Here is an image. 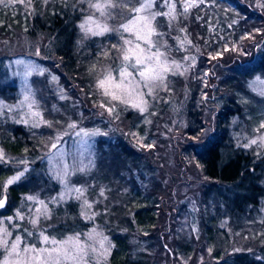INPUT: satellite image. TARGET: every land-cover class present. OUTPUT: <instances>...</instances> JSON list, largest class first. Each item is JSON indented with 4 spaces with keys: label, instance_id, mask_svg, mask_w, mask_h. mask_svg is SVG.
I'll list each match as a JSON object with an SVG mask.
<instances>
[{
    "label": "trees",
    "instance_id": "16d2710c",
    "mask_svg": "<svg viewBox=\"0 0 264 264\" xmlns=\"http://www.w3.org/2000/svg\"><path fill=\"white\" fill-rule=\"evenodd\" d=\"M114 2L117 7L108 13L117 29L120 16H129L128 8L139 5L133 0L128 8H122L120 0ZM162 2L156 0L153 11H167V7L161 8ZM170 2L176 4L177 18L169 27L166 17L157 16L156 30L165 33L160 42L168 45L161 51L169 61L174 59L182 65L183 75L169 72L166 90L158 87L148 110L155 127L170 129L180 124L176 118L181 115L187 121L186 134L202 136L193 147L191 160L206 180L200 189L204 205L196 214L198 219L201 215L200 228L213 260L206 258L200 264H264V147L259 146L258 139L264 136L260 127L264 96L259 94L257 84L264 81V7L259 6L264 0H197L199 6L190 8L187 16L180 14L181 0ZM93 13L95 9L89 8L88 0H5L0 4V98L12 101L19 96V81L9 63L26 54L12 55L8 51L28 42L35 51L40 48L46 56L41 60L48 62H39L48 70L34 81L41 87L42 78L51 83L44 94L41 88L51 121L61 119L60 123L69 126L93 110L114 108L112 113L107 111V119L90 116V123L100 125L102 130L96 141L97 163L93 171L81 174L79 181L73 177L76 186L86 187V197L56 206L51 200L60 191L59 184L47 170L44 145L36 141L31 126L4 122L1 116L4 160L0 161V198L7 192L8 204H23V210L27 197L38 193V198L48 202L50 214L41 228L52 236L78 234L90 227L103 231L112 247L98 264H155L137 256L135 250L153 241L149 235L171 219L184 198L167 187L166 178L160 181L154 157L125 139L119 118L131 122L135 111L124 114V107L111 105L97 88L102 68L114 70L120 59L116 51L106 57L101 52L107 39L113 42L110 35L85 36L81 31L79 25ZM177 37L191 43L180 48ZM226 47L230 50L224 51ZM220 52L223 55L217 56ZM185 57H195L194 63ZM136 113L143 117V113ZM114 117L117 125L113 124ZM251 139H257V145L244 147ZM168 147L163 148L165 152H170ZM184 157L180 154L182 162ZM165 158L161 155L162 160ZM22 159L28 164H19ZM24 167L30 169L25 177L6 188L7 180ZM85 200L92 205L89 212L83 211ZM191 216L195 218L194 213ZM155 238L162 246L160 235ZM190 246L185 243L182 250L176 248L175 264H183L180 258L188 255L185 252ZM89 264H97V260Z\"/></svg>",
    "mask_w": 264,
    "mask_h": 264
},
{
    "label": "rangeland",
    "instance_id": "374dc122",
    "mask_svg": "<svg viewBox=\"0 0 264 264\" xmlns=\"http://www.w3.org/2000/svg\"><path fill=\"white\" fill-rule=\"evenodd\" d=\"M100 2H104V0L103 1L100 0ZM108 10L106 11L108 12ZM91 16L94 21H98L101 24L106 23L108 27L111 29V31H109L105 35L107 36L110 35V39L114 38L112 40L113 42L107 39L105 44L101 46L102 47L101 52L106 57L107 55H110V53H112L113 51H116L120 59L119 62L120 64L121 54H122L121 46L123 45V41L120 39V35L116 30L120 28L122 24L127 23L129 16H125L123 14L122 16H120L119 18L120 21L118 23L117 29H114L112 26L113 22H111L110 13L109 16H101L100 12L95 9V13L91 14ZM155 21H153V25L156 28ZM92 26L94 27L95 25L93 24ZM123 36L124 39H128L133 42V44L128 45L129 47L134 45L135 36L133 35V33L124 32ZM152 40L156 42L155 36L152 37ZM27 43L28 42H22L21 44H19L20 48L14 47L11 48L10 51H8L12 55L25 53L26 56H16L14 60L9 63L10 67H12L13 69L15 68L13 70V75H15L18 78L20 87H18L19 96L15 100L9 101V99L0 98V101H2L3 104L12 106V111H8L6 108L0 111V117L3 116L4 119H2V121L4 122L10 123L14 121L18 122L21 121L22 119H28V117L24 116V113L28 111L26 107L25 108L15 107V105L19 104L20 101L23 99L24 77L22 75V72L24 70L25 64L35 63L45 71L48 70L47 68H45L46 67L45 65L39 63V62L48 63L47 61L41 60V59L45 60L46 58L45 54L42 53V50L38 48L35 51V49L30 45L28 46ZM113 44H116L117 48H112L111 46ZM153 51H155V49H153ZM21 61H23L24 64L19 63ZM103 69H109V67L102 68V70ZM102 70L98 75L99 78H102ZM34 75L30 77V83H31V87L35 92V99L37 101V105L33 107L32 111L39 112L40 117L29 119L28 123H24V124L29 125L31 126L32 129H34V133H35L34 135L37 136V138H35L36 141H40L44 145L45 148L44 151H46L47 153L46 167L50 175H52L53 179H56L54 176V172L56 170H59L61 165L67 164L71 172L73 167L78 166L81 162L87 165L89 162L88 158L89 157L91 158L93 166H91L90 168H86L84 172L75 171L73 174L65 178L70 187L81 188L83 190L80 198L84 199L86 197V187H83L84 185L76 186L73 183V177L77 182L80 180L81 174L87 175L88 173L94 170L97 163L95 155H96V141L98 135L91 137L90 139H87L85 142L81 139V137L75 135V133L80 131L81 129L85 131L99 130V132L101 133L102 130L100 129V125L95 126L96 124L90 123V121L92 120L90 116L102 120V119H107L108 113L107 111L104 110L101 112H98L97 110H93L91 113L84 115L85 119H82L77 124L75 123L77 125L76 129H71L68 127L67 124L60 123L59 121H61V119L57 120V122L54 123L53 121H51V113L48 112V106L44 104L43 98L41 97V88L44 94V92L48 91V87L50 86L51 83L48 84L46 79L42 78V83H44V85H42L41 87L39 82L34 81L35 77H37L36 74ZM113 75H116L115 71H113ZM56 80L59 81V78H57ZM257 84L258 87L261 88V91L264 90V84L260 82H258ZM60 85L62 88H65L66 84L64 82L62 84L61 81ZM59 86L57 88H59ZM158 89L159 88L157 87L153 90L154 98L156 95H158V91H157ZM105 98L110 101L111 105H116V107L118 106L124 107L122 110L124 114H126L127 111L129 112L131 109L135 111L132 114L134 116H132L131 122L127 121L125 117L119 118L120 121L118 126L121 127L122 131H124L123 133L125 139L128 142H130L135 149L137 148L152 155L155 159V164L157 165L156 167L158 168L157 176L159 177L160 181L166 178L167 187L170 189L173 188L174 192L178 194L180 193V198H184L183 202L181 203V206L179 205L180 207L178 208V210L172 213L171 219L168 222H165L163 225H161L159 231H155L154 233L152 232V234L149 235V237L153 241H147L144 245H141L140 247L137 246L135 250L137 256L143 257L145 259H150L155 264H175L173 259L178 257L176 248L182 250L181 246L185 243H189L191 244V246L188 252L187 251L185 252L188 255L181 256L180 258L183 264H191V263L200 264L203 263V261L206 258L208 261H212L213 259L211 255V249L206 248L205 246L206 241L203 236V231L200 228L199 219L201 218V215L198 219L196 214L201 210V208L204 205L205 200L202 198L200 191L202 190L201 185L203 184V182L206 183V180H204L205 178L199 166L193 160H191L192 153L194 152L193 147H195L198 142L202 141L201 140L202 136H200L199 138L198 137L193 138L191 136H188L185 132V126L187 125V121L181 115H178L179 119L176 118V121H181L180 124L174 126L171 125L170 129H164V126H161L160 128L159 125L155 127L153 126L154 125L153 119L151 118L152 115L150 114L151 111L148 110L147 112L143 113V117H137L136 111L138 110L131 107L130 104L121 103L119 100H111V98L108 96H105ZM154 98L145 96V99L148 100V109H152L151 101H153ZM124 99L134 100V97L125 96ZM166 115H169V112H167ZM116 119L117 118L114 117L115 123L113 124L115 125H117ZM33 122L39 123V126L33 127L32 126ZM49 124L51 126H49ZM6 129L7 126L2 131H5ZM53 144L56 145L55 148L52 147ZM144 145H151V147H145ZM168 145H169L168 150L170 152H165L163 148H166ZM0 150H2L1 146H0ZM2 152L4 154L3 150ZM60 153L64 154L63 157L60 156ZM180 154H181V158L184 157L183 154L185 155L183 162L180 160ZM161 155H166V158L162 160ZM171 178H174V182L171 181ZM57 182L59 184L60 191L57 193L56 196L57 202L53 204L56 206L57 204L60 205V204L68 203L70 201H74L75 194L67 197L64 200L59 199L60 193L63 191L64 186L62 183H60V181L57 180ZM189 183H191L190 187L188 186ZM7 186L8 184L5 187L7 188ZM4 195L8 197V203H9L10 201H9L8 193L7 192L4 193L1 196V198ZM31 196L38 197L39 195L38 193L37 194L32 193ZM38 199L42 200L40 198ZM27 202L28 204L25 203L26 207L27 206L30 207L28 210L26 209V207L23 208V210L20 209L23 206V204H17V205L8 204L7 207H5V209H0L1 210L0 220H3V223H0V228H7L8 231L12 233V236L10 238V243L12 239H14L17 235H20L22 241L28 245L34 244L37 248L47 247V245L43 244V242L40 241L38 238V233L40 231H43L44 234L49 236L50 239L55 238L57 241H63L67 237L75 238L77 235H79V243L85 245V251H86L85 259L82 262V264H89L93 260H97L98 262L103 261L108 257L109 253L106 256H99V252L101 251L100 240L103 237H107V235L103 231H101L96 227H90L88 230L80 231V233L78 234L77 233L65 234L62 237L49 235L44 229H42L44 228L43 223L45 222V220H47V218H45L44 215H39L38 223L36 225H33L32 223L29 222V217L32 218L37 217V213H36L37 208H40L41 213L45 211L43 206L28 199ZM45 203L48 206V218H49L50 216L49 204L46 200ZM83 211L89 212L88 207L84 206ZM17 212H19L20 215L24 217L23 220H19L17 218L16 216ZM193 213L195 214L194 219H192L191 216V214ZM8 217H12V220L9 221L7 219ZM13 224L16 225L15 228L12 227ZM230 228L232 227L230 226ZM93 229H95V233L92 234V239L89 240L87 234L92 233ZM28 233H31L32 235H28ZM158 234L161 237L162 246L158 241L157 242L155 241L156 239L155 236ZM74 242L75 239L73 240L72 243ZM108 242H109V238L108 241L105 242V247H108ZM89 246L95 247L97 251L93 253ZM179 255H181V253H179Z\"/></svg>",
    "mask_w": 264,
    "mask_h": 264
},
{
    "label": "snow or ice",
    "instance_id": "6c2138e0",
    "mask_svg": "<svg viewBox=\"0 0 264 264\" xmlns=\"http://www.w3.org/2000/svg\"><path fill=\"white\" fill-rule=\"evenodd\" d=\"M23 2V0H21ZM139 6H133L128 8L130 4H133V0H120V6L122 8H128L129 18L127 23H124L116 31L120 35V39L123 41L122 54H121V63L117 67L112 69H103L102 78L97 79V88L103 91L104 96H108L111 100H119L121 103L130 104L131 107L137 109L141 113L148 111V100L145 99V96L153 97V90L157 87L164 88L166 90V75L171 72L173 75L180 74L183 75V72L180 71L182 65L176 62L174 59L169 61L166 53L161 51L162 48L167 49L168 45L166 42H160L164 37L165 33L157 32L156 28L153 25L157 16H164L167 18L169 27H172V22L176 20V4L175 2H170V0H163L161 8L167 7V11H153L155 7L156 0H135ZM200 3H203L204 0H199ZM5 0H0V4H4ZM183 12L181 15L187 16L188 10L192 7H198L197 0H181ZM89 8H94L100 12L101 16H109V13L106 11L108 9H114L117 7V4L114 0H96L95 3L92 0H88ZM264 7V5H259ZM199 19V17H198ZM95 25L94 27L92 25ZM231 26V25H230ZM81 31L85 33V36H103L111 29L106 23L101 24L98 21H94L92 16L89 15L88 18L79 25ZM180 31H185V29H180ZM131 32L135 36V43L133 46L129 47L128 45L133 44L132 41L124 39L123 33ZM157 36L160 40L154 42L152 40L153 36ZM178 40V45L180 48H183L185 43L190 44L191 41L187 40ZM112 48H117L116 44L111 46ZM155 49V51H153ZM227 47L224 51H229ZM223 53H217V56H222ZM217 56H213L212 59H216ZM185 59H191L194 63L195 57H185ZM24 64L23 61L19 62ZM95 65H93V68ZM92 69H90L91 71ZM188 69L185 68L184 71ZM44 69L40 68L35 63H27L24 66L22 75L24 77V87H23V99L19 104L15 105L16 108H27L28 111L24 113V116L28 119H22L18 122L28 123L29 119L40 117V113L37 111H32L33 107L37 105L35 99V92L31 87L30 77L34 74L43 75ZM115 71L116 75H113ZM53 80L57 79L52 77ZM259 81V77L257 78ZM264 84V81H260ZM261 96H264V90L259 93ZM125 96L134 97V100L124 99ZM63 98V97H62ZM105 107L104 104L100 105ZM12 111V106L3 104L0 101V111L3 109ZM107 111L112 113L114 111L113 107H107ZM33 127H38L39 123L33 122ZM49 126H51L49 124ZM71 129H76L77 125L75 123L69 124L68 126ZM261 128H264V123L260 124ZM259 129H257L258 131ZM208 131V130H203ZM102 133L99 130L85 131L81 129L76 132L75 135L81 137L83 141L86 142L87 139L100 135ZM260 141L259 146L264 147V136L258 138ZM257 139H251L244 147H251L252 145H257ZM145 147H151V145H144ZM53 148L56 147L55 144L52 145ZM55 155V154H53ZM63 153H60V156L63 157ZM89 162L85 165L81 162L78 166H74L70 172L69 166L67 164L61 165L59 170L54 172L55 178L63 184L64 189L60 193L59 199L64 200L69 196L74 195L75 199H80L82 195L81 188L70 187L66 181V177L73 174L75 171L84 172L86 168H90L92 165L91 158L89 157ZM4 160V154L0 150V161ZM22 165H27L28 161L20 160L18 162ZM30 169L24 167L14 174L10 179L7 180V184L11 185L14 182L21 180L25 177V174L29 172ZM3 187V185H0ZM104 195L103 191L100 193ZM28 200L34 201L39 205L43 206L44 212H40V208L36 209L37 217H29V222L33 225L38 223L39 215H44L45 218H48V206L44 200H39L37 196H28ZM7 198L0 199V209L5 207ZM57 198H53L51 203H56ZM83 206L91 208L92 205L88 203L87 200L83 201ZM16 216L19 220H23L24 217L20 215L19 212L16 213ZM91 219L92 217H86ZM9 221L12 220V217L7 218ZM0 223H3V220H0ZM13 228L16 227L15 224L12 225ZM95 233V229L92 230V233L87 234L88 239H92V234ZM28 235H32L28 233ZM12 233L8 231L7 228H0V264H82L85 259L86 251L85 245L79 243V235L75 238L67 237L63 241H57L55 238H49L45 235L43 231L38 233V238L43 244L47 247L37 248L34 244L28 245L24 243L20 237L17 235L14 239L10 238ZM75 239V242L73 240ZM108 241L107 237H103L100 240V249L99 256H106L109 253V249L112 247L111 243L108 242V247H105V242ZM23 245V246H22ZM91 251L95 253L97 250L95 247L89 246ZM98 264V261H97Z\"/></svg>",
    "mask_w": 264,
    "mask_h": 264
},
{
    "label": "water",
    "instance_id": "95a60500",
    "mask_svg": "<svg viewBox=\"0 0 264 264\" xmlns=\"http://www.w3.org/2000/svg\"><path fill=\"white\" fill-rule=\"evenodd\" d=\"M5 197L7 198V200H6V204H5V207H6V206L8 205V197H7L6 195H4V196H3L2 198H0V199H3V198H5ZM5 207H4V208H5ZM4 208H3V209H4Z\"/></svg>",
    "mask_w": 264,
    "mask_h": 264
}]
</instances>
